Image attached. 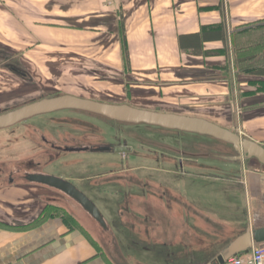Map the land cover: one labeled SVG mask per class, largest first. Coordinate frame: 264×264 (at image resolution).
Masks as SVG:
<instances>
[{"label": "crops", "instance_id": "0c3cea01", "mask_svg": "<svg viewBox=\"0 0 264 264\" xmlns=\"http://www.w3.org/2000/svg\"><path fill=\"white\" fill-rule=\"evenodd\" d=\"M208 26L223 38L201 39L199 49L213 53L183 43ZM0 37L26 47L28 72L15 70L21 76L39 75L42 65L45 80L65 93L209 118L264 146V0H0ZM240 166V189L196 186L216 180L210 175H165L158 190L138 196L158 206L124 211L126 248H138L141 261L225 264L218 256L230 242L264 227V166ZM59 193L0 174V264H117L60 217L18 228L47 204L61 206Z\"/></svg>", "mask_w": 264, "mask_h": 264}, {"label": "rangeland", "instance_id": "374dc122", "mask_svg": "<svg viewBox=\"0 0 264 264\" xmlns=\"http://www.w3.org/2000/svg\"><path fill=\"white\" fill-rule=\"evenodd\" d=\"M11 40L10 37H0L1 112L44 97L67 92L54 85L51 80H45L42 74L44 70L47 74L49 72L46 68L43 70L42 65L37 71L41 70L39 75L25 73L26 75L21 76L18 72L16 73L15 70L28 72L26 47L20 44L14 47L16 44H12ZM34 77L38 78L40 84L36 85ZM98 97L101 98L100 100L104 99L111 103H123L105 95ZM204 119L227 127L209 118ZM120 143H123L130 151L123 155V153L91 150V148ZM53 145L59 146V149ZM65 148L74 150H65ZM77 148L80 149L76 150ZM85 148L89 149L84 150ZM183 152L190 153V157L195 158L194 165L185 163L184 168L179 170H176L174 165H168L167 170L171 171L175 167L174 174L177 171L193 172L210 175L212 179H216L210 182L196 179L195 184L199 187L206 185L209 188L211 186L213 188H243L239 183L240 163L250 161L251 164L260 166V163L254 159L243 161L228 159L231 156H238L232 145L210 135L166 129L144 123L118 122L81 110L63 109L39 114L0 128V174L14 176L15 179L23 178L26 173L31 176H54L72 183L79 191H83L82 193L100 210L105 227L78 201L67 194L60 192L61 198L57 199V203L85 224L84 230L89 237L102 253L113 258L117 264H126V262L166 264L167 261H141L143 255L138 248L134 246L126 248L129 241L123 228V214L124 211L129 210L123 207L126 201L122 193L115 190H123L129 175L137 180L142 179L141 174L151 173L145 167L159 166L160 160L165 161L170 157H186V155L182 156ZM159 167L166 168V166ZM165 175L156 176L155 179H163ZM171 176L172 174L168 176V179ZM171 182L166 181L162 187L170 188ZM173 189L181 191L183 188L173 187ZM132 190L135 195L142 193L137 186H133ZM132 201V206L137 210L139 206H158V200L154 199L144 203L142 199L135 197ZM200 212L202 216L205 214L219 223L217 217L204 211ZM136 234L132 235V240L138 238V233Z\"/></svg>", "mask_w": 264, "mask_h": 264}, {"label": "water", "instance_id": "95a60500", "mask_svg": "<svg viewBox=\"0 0 264 264\" xmlns=\"http://www.w3.org/2000/svg\"><path fill=\"white\" fill-rule=\"evenodd\" d=\"M63 109L84 110L113 120L135 124L144 123L153 126H160L166 129H176L210 135L232 145L238 156H231L228 157V159H238L240 161L256 159L260 165L264 166V146L262 144H259L249 138L242 137L238 132L219 126L204 118L143 109L134 107L127 103H106L94 99L82 98L68 93L44 97L4 112L0 111V128L11 126L35 115ZM114 150L116 152L122 151V149L118 147L114 148ZM28 179L51 186L64 192L71 198L78 201L95 219L102 224V226L105 227L98 207L68 181L54 176L43 175H29ZM263 242L264 227L257 229L247 228L243 234L230 242L224 253L218 256V260L220 263H223L229 257L249 250L254 243Z\"/></svg>", "mask_w": 264, "mask_h": 264}, {"label": "flooded vegetation", "instance_id": "af4514ba", "mask_svg": "<svg viewBox=\"0 0 264 264\" xmlns=\"http://www.w3.org/2000/svg\"><path fill=\"white\" fill-rule=\"evenodd\" d=\"M94 100H98V101H102V102H106V103H111V102L106 101V100H99V99H94ZM123 103H125V102H123ZM123 103H114V104H123ZM74 110H76V109H74ZM81 111H84V110H81ZM86 112H88V111H86ZM90 113H92V112H90ZM100 116H102V115H100ZM103 117H105V116H103ZM106 118H108V117H106ZM108 119H110V118H108ZM110 120H113V119H110ZM114 121L124 122V121H119V120H114ZM126 123H129V122H126ZM158 127H160V126H158ZM53 146L55 148L59 149V146H56V145H53ZM116 147L121 148L122 151L121 152H116L114 150V148H116ZM70 149L71 148H65V150H70ZM79 149L80 148H77L76 150H79ZM88 149L89 148H85L84 150H88ZM71 150H74V149H71ZM91 150H103V151H106V152H109V153L110 152H113V153H123V155L125 153H128L130 151V150H128V147H126L123 143H120L118 145H107V146L105 145V146H102L101 148L100 147L99 148H91ZM184 155H186V157H170L168 159H165V161L160 160V164H158V165L159 166H166V168L159 167V166H156V167H145V169L150 170L151 173L141 174V176L143 175L142 176V179L141 178H138V180H137L133 176L129 175V177L126 179V184L123 186V190H119V191H116L115 190V192L122 193V197H124V200L126 201V204L123 207L126 208L127 210H129L132 207V204H131V202H133L132 200L135 197H138L139 196V195H135L134 193H132L133 192V190H132V187L133 186L139 187V189H141L139 191H142V193H143V191L144 192H147V191H150V190L151 191L158 190V188L161 187V184L162 183H161V179H155L156 176L157 177H160V176L162 177L163 174H166V175L174 174L173 173V170H174L175 167H176L175 168L176 170H179L181 168L183 169L185 162H188L190 159L192 160V158L190 157L191 156L190 153L183 152L182 153V156H184ZM168 165H170V166L171 165H174L175 167L173 169H171V171H170V170H167V166ZM177 173L184 174L185 172H180V171L178 172L177 171ZM28 176H29L28 173H26L24 175V177H26V178H28ZM49 187H51V186H49ZM74 187L77 190H79L76 186H74ZM51 188H53V187H51ZM53 189L58 190L56 188H53ZM58 191L61 192V193H63V194H65L64 192H62L60 190H58ZM144 203H146V202H144Z\"/></svg>", "mask_w": 264, "mask_h": 264}, {"label": "trees", "instance_id": "16d2710c", "mask_svg": "<svg viewBox=\"0 0 264 264\" xmlns=\"http://www.w3.org/2000/svg\"><path fill=\"white\" fill-rule=\"evenodd\" d=\"M204 29L206 30L204 32L203 37L200 36L199 34H195V35H190V36L182 38L183 43L188 45L189 47H193L195 49V53H198V54L199 53H204V54L213 53V51L208 52V51H202L199 49L201 39L212 40V39H222L223 38L222 31L219 29L218 26H208ZM217 52L214 51V53H217ZM260 73L264 74V67L260 70ZM49 216L60 217L61 220L68 226L69 229H71L74 226L78 227L86 234L88 238H90L87 232L84 230V228L75 220V218L64 207L53 205V204H47L36 219H34L32 222H30L27 225H24V226L20 225L18 228H27L32 225L38 224L39 222H41L42 220H44L46 217H49Z\"/></svg>", "mask_w": 264, "mask_h": 264}, {"label": "built area", "instance_id": "2783aa9c", "mask_svg": "<svg viewBox=\"0 0 264 264\" xmlns=\"http://www.w3.org/2000/svg\"><path fill=\"white\" fill-rule=\"evenodd\" d=\"M225 264H264V242L253 244L245 254L229 257Z\"/></svg>", "mask_w": 264, "mask_h": 264}]
</instances>
